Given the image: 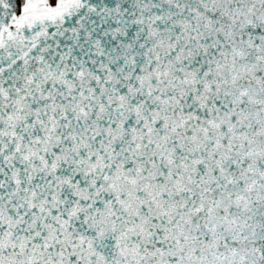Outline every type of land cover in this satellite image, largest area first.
<instances>
[{"label": "snow or ice", "instance_id": "snow-or-ice-1", "mask_svg": "<svg viewBox=\"0 0 264 264\" xmlns=\"http://www.w3.org/2000/svg\"><path fill=\"white\" fill-rule=\"evenodd\" d=\"M0 264H264V0H0Z\"/></svg>", "mask_w": 264, "mask_h": 264}]
</instances>
